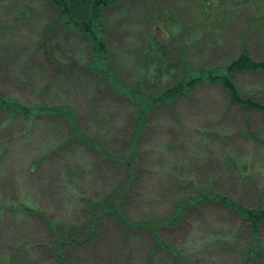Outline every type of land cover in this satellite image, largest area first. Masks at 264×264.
Instances as JSON below:
<instances>
[{
  "label": "rangeland",
  "instance_id": "374dc122",
  "mask_svg": "<svg viewBox=\"0 0 264 264\" xmlns=\"http://www.w3.org/2000/svg\"><path fill=\"white\" fill-rule=\"evenodd\" d=\"M263 15L264 0H122L105 14L111 59L129 84L153 37L191 67L226 64L245 40L252 56L264 59ZM56 18L49 0H0V96L28 106H75L86 131L122 164L80 142L64 146L65 122L27 129L7 125L0 112V264H184L152 232H133L126 222L169 216L202 189L264 207V114L230 106L217 86L154 111L129 195L119 214L106 207L129 180L138 108L89 70L87 38L56 28ZM235 82L264 103V74H239ZM103 200L108 214L88 238L86 211ZM21 204L43 213L28 216ZM62 233L74 241L64 243ZM160 237L191 264H258L245 254L250 223L217 204L189 211L182 227ZM260 237L264 247V227Z\"/></svg>",
  "mask_w": 264,
  "mask_h": 264
},
{
  "label": "trees",
  "instance_id": "16d2710c",
  "mask_svg": "<svg viewBox=\"0 0 264 264\" xmlns=\"http://www.w3.org/2000/svg\"><path fill=\"white\" fill-rule=\"evenodd\" d=\"M57 11L56 28H63L68 33L87 38L90 48L88 53L89 70L106 80L123 99L138 108L134 122V137L129 147L128 168L129 180L124 186L122 194L112 199L94 202V210L86 211L85 223L87 237L90 238L103 216V207L112 205L113 211L124 204L131 186L136 178L134 169L138 163V148L143 135L148 131L153 113L159 108L174 109L182 98L195 99L197 91L202 87H221L229 97V105L237 106L247 114L257 112L264 114V103L253 96H245L235 82L239 74H264V59H256L251 54L249 42L245 40L238 55L224 65L211 67H191L185 57H179L171 44L157 41L153 37L139 58L140 69L137 80L126 83L120 78L111 59L108 30L105 14L122 0H49ZM264 17V15H263ZM0 112L6 117V124H22L27 129H33L37 124L49 121H61L68 124L69 135L63 145L80 142L98 151L107 161L122 164L114 158L99 138L91 136L86 130L82 116L75 106H48L35 103L28 106L0 96ZM105 120V117L102 118ZM134 164V165H133ZM38 168V164H35ZM106 203V207H105ZM210 204H217L229 212L248 221L251 225L253 238L246 256L255 259L258 264H264V247L261 242V227H264V207L260 203L254 208H248L241 202L233 200L227 194H216L211 190L202 189L195 196L181 199L169 216L127 223L133 232L150 231L156 239V244L164 250L170 251L184 264H191L177 249L171 248L160 237L163 230H174L182 227L191 210H205ZM19 211L28 216L40 215L43 212L38 207L21 204ZM111 213V212H109ZM61 231V230H60ZM65 242L70 239L68 233L60 234ZM69 241H74L69 240ZM62 253V252H61ZM60 253V257H61Z\"/></svg>",
  "mask_w": 264,
  "mask_h": 264
}]
</instances>
